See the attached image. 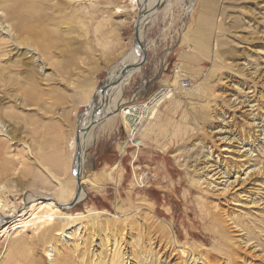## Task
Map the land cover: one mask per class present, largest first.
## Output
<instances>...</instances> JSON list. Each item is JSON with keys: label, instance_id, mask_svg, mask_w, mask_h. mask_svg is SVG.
I'll return each mask as SVG.
<instances>
[{"label": "rangeland", "instance_id": "1", "mask_svg": "<svg viewBox=\"0 0 264 264\" xmlns=\"http://www.w3.org/2000/svg\"><path fill=\"white\" fill-rule=\"evenodd\" d=\"M158 1L149 0L160 13L143 26L147 43L146 59L141 69L133 72L123 86L122 94L126 104L143 105L140 111L145 117L144 123L135 127L137 134H140L141 146L136 151L126 148L130 129L125 128L124 119L118 115L114 125L118 138L111 140L117 145L116 148L101 152L99 149L100 163H90L95 145L106 140L103 139V129L107 124L100 126L97 123L99 125L96 124L92 133L95 143L92 141L93 144L87 146L85 173L81 177L85 196L70 212L73 216L95 215L98 220L94 228L96 238H102L105 231L109 238L118 233L119 228H124L123 240L127 242L124 243L127 250L130 247L128 241L131 242L133 237L139 240L137 234H141V247H154L162 257L169 255L170 264H182L179 254L169 244L168 238L175 234L180 242L204 253V258L213 256L211 260L216 261L219 253L206 252L204 247H209L212 241L219 244L221 240L216 231H223L229 236V241L236 245L239 236L243 235L238 227L230 224V218L250 220V215L264 218V203L258 202L260 193L264 192H259L254 182L257 178L264 180L263 176L255 174L241 184L237 180L232 182L234 174L231 173L228 182L233 184L227 186V178L219 180L209 169H200L207 161L213 163L216 159L222 165L226 163V166H230L231 162L239 163L240 156L233 153L240 149L238 141H235L236 135L250 132L251 138L254 137V128L248 124L250 115L247 108L234 106L231 94L236 90L249 89L245 90L251 95L252 110L264 124V74H251L242 65V61H264L263 36L246 33L254 28L263 30L264 10L259 9H264V0H167V6ZM140 6L138 0H80L72 10L65 8L58 16V25L53 26L57 27L58 35L65 37L59 42V49L65 53L62 59L66 60L67 55L75 57V62L80 66L71 65L72 68L85 69L88 83L80 81L84 76L81 71L72 77L71 86L68 81L56 82L58 79L41 81L37 87L25 84L29 95L27 102L21 105L13 96L18 92L15 91L16 79L12 78V90L9 87L8 97L4 101H13L14 115L7 122V141L0 136V175L13 190V193L6 194L11 203L20 201L21 193L15 194V191L23 189L21 196L34 191L37 193L40 189L45 191L42 186L52 182L51 172L59 176L67 190L73 186L74 131L82 122L80 118L97 87L108 81V76L116 72L119 61L132 51L133 24ZM242 18L245 19L242 21ZM237 22L241 26L246 25L247 30H240ZM11 35L10 28L0 19V37L8 39ZM206 39L213 43L211 51L215 54L214 60L206 54ZM218 41L220 46L217 45ZM72 47H77V50L71 52ZM22 52L27 53L19 49L17 55L23 57L19 54ZM36 63L40 65L38 61ZM8 64L11 66V60ZM71 70L75 73L74 69ZM185 80L190 81L187 87L182 86ZM135 87L138 89L135 90ZM87 93L92 97L89 100L83 96ZM159 98L162 100L155 104ZM226 121L224 134L228 139L225 141L219 139L218 129ZM207 153L210 154L209 159L206 158ZM249 164L245 163L241 169ZM104 165L106 169L97 174ZM4 170L7 171L6 177ZM145 170L148 176L144 185L142 172ZM195 179L200 182L195 183ZM24 205L29 206L28 203ZM120 207L127 216L130 215L129 218L135 216L139 217L138 220L142 219L146 227H151H147L149 231L146 229L145 234L134 232L127 235L126 224L121 220L125 216L115 217L122 214ZM212 214L221 220L214 221ZM82 215L77 233L84 236L89 221ZM163 221L170 226L166 227ZM163 226L168 228V233ZM69 229L67 227L61 235L64 243L72 241V229ZM151 229H155L154 233ZM21 234L31 236L28 232ZM163 234H166L164 238ZM13 235L14 229L2 235L0 233V264L4 257H9L6 248L10 244L8 239ZM242 246H239V252L245 250V256H255L252 249ZM43 247L36 241L33 257L27 253L29 257L19 261L13 256L12 264H30L33 259L40 260L42 264H54L51 256H45ZM12 251L15 255V247ZM254 259L259 260L257 257Z\"/></svg>", "mask_w": 264, "mask_h": 264}, {"label": "bare ground", "instance_id": "2", "mask_svg": "<svg viewBox=\"0 0 264 264\" xmlns=\"http://www.w3.org/2000/svg\"><path fill=\"white\" fill-rule=\"evenodd\" d=\"M78 1L80 0H0V19L2 20V23L5 24V26L10 28V33H12L11 37H9L8 39L0 37V136L4 141H7L9 137V124L7 122L13 117L15 109L14 105L12 104L13 101H4L5 98L8 97L9 87L12 90V78L16 79L15 91L18 92V94H13V96L15 100H19L18 104L21 105L27 102L26 98L29 95L25 84H28L32 87H37L41 81L48 82L53 79H58L56 80V82H59L60 80H63L65 82L68 81L69 85L71 86L72 77L76 73L80 74L81 71H83L84 76L82 77L83 80L80 79V81L84 84L88 83L89 80L85 79L87 75L85 69L77 70V67L72 68L71 65L80 66V63L75 62V57L67 55L66 60L62 59V56L65 53L63 50L59 49V42L64 36L58 35L57 27L53 26L57 24L56 20L58 16L65 10V8H70L72 10L73 5H78ZM131 1L133 2L135 0ZM155 1L157 2V0ZM159 1H162L165 6L168 5L167 0ZM138 2L140 5L144 4V15L141 23L139 24V26H141V31L139 32V44L134 43L132 51L128 53L125 58L119 61V66L115 68L116 72H112V74L108 76V81H112L113 79H115L116 75L120 74V71L122 69H124L127 74L121 81H119L117 86H109L108 88L104 89L103 83V85L97 87V89L95 90L93 94V99L97 104H100L99 100L100 96H102V103L100 104V114L97 113L94 109H87L84 114L82 113L83 116L80 118L82 122L76 127L72 139V147L74 151L73 158L75 156L76 151L75 137L77 134L78 127H82V130L78 132L80 147L82 151L85 149V147L89 145L91 146V144H93L91 143L92 141L94 142V134L92 133L94 127H96L97 125L100 124L101 126L103 124H107L113 127L116 123V117L118 115L122 116V118L125 119V109H128L129 111L134 109L136 111L141 112L140 107L143 105H138L137 103L126 104V100L122 97L123 86L128 83L132 73L137 70L135 68L132 69L131 66H134L137 62L141 53V48L144 47L146 50L147 43L145 42L146 40L143 33V26L147 23L149 19H155L160 12L158 9L155 8L154 5H152V2H149V0H138ZM149 4H151L152 6H149ZM259 10L264 9L260 8ZM251 15L253 16L254 14ZM243 19L245 18H242V21ZM250 19L251 18L249 17V20ZM262 19L264 20V18ZM236 26L239 27V29L242 28L243 31L247 30L246 25L241 26L240 22H237ZM252 30L253 31L247 30L246 33H256L258 34L257 36H263L264 39V28L263 30H256L255 28ZM241 37L243 38V36ZM219 41L217 43L218 46L221 45V43L219 45ZM211 44H213L211 41H208V39L205 40L206 54H208V57L211 60H214L215 54L211 51ZM19 49H24L25 51H27V53H19L23 56L19 57V55H17ZM76 50L77 47L71 48V52H75ZM29 52H31L32 54L29 55ZM26 54L27 56L24 57ZM14 56L16 57L14 58ZM28 56H30V58ZM10 60L12 63L11 66L8 64L10 63ZM36 61H38L41 66H37ZM242 65L243 68H247L249 70V73L251 74H258V76L264 74V61H242ZM85 67L86 69L88 68V66ZM71 69H74L75 73ZM20 78L24 80L21 81ZM245 89L249 90L247 88H239L233 94H231V97L233 102H235L234 106L247 108L249 112L248 114L250 115L248 124L254 128V137L251 138L252 136L250 132L246 134L242 133L240 135H236L235 141H238V146L240 149L234 150L233 153L237 156H240L241 159L239 158V163L235 164L230 161V166H226V163L222 165V163L218 162V160L216 159L213 163L207 161L205 165L200 167V169L204 168L206 169V171H208L209 169V171L213 172V175L219 180L221 178H227V180H225L228 183L227 186L230 183L233 184L236 180L242 184L244 183V180L249 179V177H252L255 174L264 177V124L261 122L260 118L257 119V117L255 116V112L254 110H252L253 106L251 105V95H249V92H246ZM83 96H86V98L88 97V100L92 98H90L89 93L84 94ZM165 96L167 97V95ZM211 99L213 100V98ZM161 100L162 99L159 98L155 100L154 103L157 104ZM149 109L153 110L152 107H149ZM99 118L102 119L98 122ZM227 123L228 122L226 121L224 125L220 126V128L218 129L219 139H225V141L228 139V137L224 134L226 132ZM87 124H89L88 128H86ZM124 124L126 129H130L128 123L125 120ZM134 131L137 134L135 127ZM209 156L210 154L208 155L207 153L206 158L209 159ZM5 161H7V159ZM84 162L85 157L81 154V161L76 170V173L79 175L80 178L79 181L81 183V188L78 195H76L77 179L74 174L73 186L70 185V190H67V186H65L63 181L59 179V176L56 173L51 172L50 179L52 180V182L49 185L42 186L43 190L45 191H41L40 189V191H38L37 193H35L36 191L29 192L23 196H21L24 192L23 189H21L22 191L20 190L14 192L15 194L21 193L19 197V206V202L11 203L12 200L8 196H6V194L10 192L13 193V190L5 179L2 180L4 176L0 175V233L2 235L3 233L7 232V230L14 229V235L11 239H8L10 241V244L6 248L7 252L10 253L9 257H4L2 259L3 262L1 264H12L14 262L12 258L13 256H16L19 261L21 259H24L26 256L29 257L28 254L32 255L34 253L33 246L35 245L36 241L40 242V244L44 246L43 251L45 253V256H51V259L54 264H170L171 261L168 258V254V256L162 257L159 251H157L154 247L153 249L151 247L148 249L141 247V241L139 242V240L141 239L139 236L141 234L139 236L137 234L139 240L133 237L131 242L128 241L130 247L129 250H127L126 246L124 245V243L127 242H124L123 240V235L125 234L123 232L125 229L122 227L119 228L120 230H117L118 233H114L109 238L105 234L106 231L104 233H102L103 231L101 232L102 234H104L102 235V238L94 237V228L95 226H97L98 220L96 221L97 217L93 214H81L83 218L86 217L88 219L87 221H89V228L84 231V236L80 235V233H77L81 227L77 226L82 222L81 215L76 214V216H73V213L70 212L71 210L66 207V205L70 204L74 200L75 203L76 201L79 202L83 200V197L85 196V189L83 185L84 182L81 178L83 177L82 175L85 173H83ZM245 163L250 164L244 169H241V167H243ZM4 171L5 175L7 171ZM231 173L232 175L234 174V180L232 181L233 183L228 182V178H231ZM242 175H244L243 178H241ZM1 176L3 177L1 178ZM40 176L43 177L41 174ZM199 182V179H195V183L198 184ZM254 182L257 183L256 186H258L257 188H259V192H264V180H260L259 178H257L254 180ZM220 183L221 181L219 182V184ZM260 194L261 198L258 202L261 201L262 203H264V194ZM253 202L256 203V201ZM24 203H28L29 206H25ZM21 205L24 206L22 207ZM144 208L147 207L144 206ZM120 209L122 211V214H117L115 215V217L116 219H118V217L120 216H125L120 219L124 222V224H126V234L130 235L134 232H142L145 234V230L147 229V227L150 226L146 227V225L141 222L142 219L138 220L139 217L136 218L135 216L131 215L132 217L129 218L130 215L127 216L126 212L124 213V210L121 207ZM150 215L148 216L150 217ZM212 216L213 220L216 222L218 220H221L220 217L217 218L214 214H212ZM249 218L250 220L235 218H230L229 220L230 224L233 227H238V229L243 232V235L241 237L239 236V239L237 240L238 245H236L235 243H231L229 241V236L225 235L223 231H216L219 239L221 240V243L219 242L218 244L212 241L209 247L204 246L206 248V252L216 251V253H219V256H217L216 258L219 257L220 259L218 258V260L215 258L216 261L211 260V257H213L211 255V257L208 256L204 258V253H201L200 251L198 252L197 249L191 247L190 245L184 242H180L176 239L175 234L168 238L169 244L171 246V249L177 251V253L179 254L182 260V264H257L258 262V264H264V218H258L256 216L251 215L249 216ZM103 220L105 221V219ZM143 220L145 222V219ZM104 221L101 222L103 223ZM163 223H165L166 227L170 226V224L165 221H163ZM67 227L72 229L70 231L72 235L71 243H64L61 240V235ZM166 227L164 228L165 231L168 233V228ZM83 228H85V225L83 226ZM22 232H28L31 236L28 237L25 234H21ZM81 234H83V231ZM165 235L162 236V238H164ZM167 243L168 242H166V244ZM239 246L245 248L248 247L252 249L255 255L254 257H257L259 260H255L252 256H245V250L239 252ZM14 247L16 253L15 255L12 251V248ZM52 251L53 253L51 254ZM28 262H30V260ZM30 264H42V262L40 260L33 259L31 260Z\"/></svg>", "mask_w": 264, "mask_h": 264}, {"label": "water", "instance_id": "3", "mask_svg": "<svg viewBox=\"0 0 264 264\" xmlns=\"http://www.w3.org/2000/svg\"><path fill=\"white\" fill-rule=\"evenodd\" d=\"M143 5L144 4H142V7L140 6L138 15H137V17H136V19L134 21V24H133V29H134L133 41H134L135 44H139V32L141 31L140 30L141 29V26H139V24L141 23L142 18H143V15H144ZM145 59H146V51H145V48L142 47L141 48V53L139 55V58H138L137 62L135 63L134 66H131L132 69L133 68H135V69H141V66H142L143 62L145 61ZM126 74H127L126 71L124 69H122L120 71V74L116 75V78L115 79H113L112 81H106L105 82V84L103 85L104 89L105 88H108L109 86L115 87L119 83V81H121L125 77ZM99 102H100V104L102 103V96H100ZM100 104L99 103L97 104L94 101V99H93V100H91V102L87 106L88 108H86L85 111H87V109H92V110L94 109L97 113L100 114ZM85 111H83V112H85ZM100 117H101V115H100ZM101 119L102 118H99L98 119V122ZM86 126H87L86 128H88L89 127V124H87ZM80 130H82V127H78L77 128V134H76V137H75V140H76V151H75V156L73 158V167H72L73 174H74V176L77 179L76 195H78V193L80 191V188H81V183L79 181L80 178H79V175L76 173V170H77V167L79 166L80 161H81V154H82V156H84L86 158L87 157L88 150H89V148L85 147V149L81 151L79 137H78V132ZM79 202L76 201V203H75V200H74L70 204L66 205V207H68L69 209H71L75 205H77Z\"/></svg>", "mask_w": 264, "mask_h": 264}, {"label": "built area", "instance_id": "4", "mask_svg": "<svg viewBox=\"0 0 264 264\" xmlns=\"http://www.w3.org/2000/svg\"><path fill=\"white\" fill-rule=\"evenodd\" d=\"M190 85V81L189 80H185L182 83L183 87H187ZM124 115H125V121L128 123L130 130H129V137L127 139V145L126 148H131L132 150H137L139 149V147L141 146V138H140V134H136V132L134 131V127H140L143 125L144 123V119L145 117L143 116V113L136 111V110H131L129 111L128 109L124 110ZM127 132V131H126ZM128 135V132H127ZM142 175H144V185L147 184V179L146 177L148 176V171L145 170L142 172ZM143 185V186H144ZM136 186H142L141 185H136Z\"/></svg>", "mask_w": 264, "mask_h": 264}, {"label": "crops", "instance_id": "5", "mask_svg": "<svg viewBox=\"0 0 264 264\" xmlns=\"http://www.w3.org/2000/svg\"><path fill=\"white\" fill-rule=\"evenodd\" d=\"M138 88H136L135 87V90H137ZM132 93H137L138 94V92L137 91H133ZM131 93V94H132ZM130 99V98H129ZM117 128L116 127H114L113 126V128H111V127H109V126H105L104 127V129H103V133H104V136H103V139H106L104 142H102V143H97L95 146V150H94V152H93V155L91 156V158H90V163H94L95 164V162L96 163H100V161H101V158H100V156H99V149H100V152L102 151V150H104V149H110V150H114V148H116V144H114V142H112L111 140L113 139V138H118V137H116L117 135ZM98 146H100V147H98ZM98 148V149H97ZM91 166V164H89V167ZM87 167H88V165H87ZM106 165H104V166H101L99 169H98V171H97V174H101V172H102V170H104V169H106ZM93 169H94V167H92Z\"/></svg>", "mask_w": 264, "mask_h": 264}]
</instances>
